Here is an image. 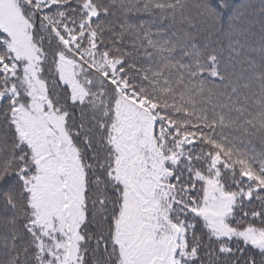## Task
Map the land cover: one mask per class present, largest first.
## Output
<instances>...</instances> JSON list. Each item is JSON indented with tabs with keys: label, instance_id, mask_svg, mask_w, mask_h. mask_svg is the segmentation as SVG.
<instances>
[{
	"label": "snow or ice",
	"instance_id": "6c2138e0",
	"mask_svg": "<svg viewBox=\"0 0 264 264\" xmlns=\"http://www.w3.org/2000/svg\"><path fill=\"white\" fill-rule=\"evenodd\" d=\"M0 264H264V0H0Z\"/></svg>",
	"mask_w": 264,
	"mask_h": 264
},
{
	"label": "trees",
	"instance_id": "16d2710c",
	"mask_svg": "<svg viewBox=\"0 0 264 264\" xmlns=\"http://www.w3.org/2000/svg\"><path fill=\"white\" fill-rule=\"evenodd\" d=\"M237 2H240V0H237ZM254 3H256L257 5L259 4V0H253Z\"/></svg>",
	"mask_w": 264,
	"mask_h": 264
}]
</instances>
